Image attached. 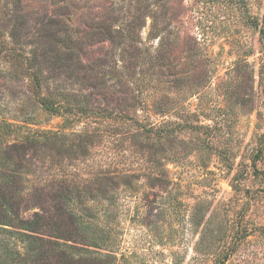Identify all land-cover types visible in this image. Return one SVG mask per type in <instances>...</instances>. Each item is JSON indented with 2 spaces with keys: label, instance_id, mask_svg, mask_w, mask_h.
Listing matches in <instances>:
<instances>
[{
  "label": "rangeland",
  "instance_id": "1",
  "mask_svg": "<svg viewBox=\"0 0 264 264\" xmlns=\"http://www.w3.org/2000/svg\"><path fill=\"white\" fill-rule=\"evenodd\" d=\"M116 1L25 3L42 13L66 11L71 22L87 30ZM166 3L171 25L162 39L154 36L151 19L141 39L152 51L163 41L174 68L165 72L183 80L181 91L162 78L159 96L130 113L140 127L129 123L122 137H105L89 160L66 163L65 170L48 161L37 163L31 186L52 190L65 179L90 188L92 177L106 170L127 176L121 180L127 186L116 183L115 206L95 204L92 223L109 233L92 227L77 231L75 242H69L74 247L70 251L96 263L214 264L222 252L230 253L226 264H264V0ZM124 4L128 8V0ZM110 48L101 43L89 51L102 56ZM153 105L165 113L156 114ZM60 123L53 118L43 127L57 129ZM152 124L177 130L176 140L164 139L159 145L156 139L151 152L143 150L147 141L141 126ZM152 153L155 163L147 161L155 158ZM163 175L166 185L157 186L163 181L155 176ZM37 211L31 208L23 217ZM93 236L97 247L89 244Z\"/></svg>",
  "mask_w": 264,
  "mask_h": 264
},
{
  "label": "trees",
  "instance_id": "2",
  "mask_svg": "<svg viewBox=\"0 0 264 264\" xmlns=\"http://www.w3.org/2000/svg\"><path fill=\"white\" fill-rule=\"evenodd\" d=\"M124 3L117 0L81 30L66 11L42 13L29 9L25 0H0V264H102L70 251L69 242H75L77 231L92 227L109 233L92 223L95 204L115 206L116 183L127 186L121 181L127 176L100 171L88 182L90 188L64 179L52 190L31 186L30 176L39 162H51L59 170L66 163H84L105 137H122L129 123L140 127L130 113L159 96L162 78L181 91L183 80L165 72L174 68L163 41L152 51L141 39L148 19L154 36L162 39L171 25L168 3L128 0V8ZM262 23L264 39V17ZM101 43L111 48L92 55L90 48ZM152 108L165 113L163 107ZM53 118L61 120L57 129L44 128ZM82 124L84 128H75ZM141 129L147 143L137 144L145 151L155 148L151 143L156 139L159 145L176 140L175 129L155 124ZM164 177L155 176L163 181L157 186L166 185ZM35 207L39 211L31 218L23 217ZM95 237L89 243L93 247L98 246ZM221 253L214 264L228 261L230 253Z\"/></svg>",
  "mask_w": 264,
  "mask_h": 264
}]
</instances>
